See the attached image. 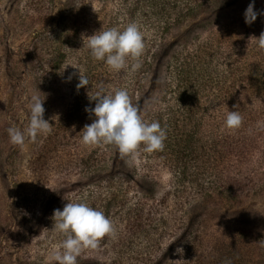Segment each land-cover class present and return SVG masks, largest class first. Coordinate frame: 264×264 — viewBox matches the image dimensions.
<instances>
[{
    "label": "trees",
    "instance_id": "1",
    "mask_svg": "<svg viewBox=\"0 0 264 264\" xmlns=\"http://www.w3.org/2000/svg\"><path fill=\"white\" fill-rule=\"evenodd\" d=\"M93 1L98 8L88 10L100 21L96 32L113 27L122 30L136 22L144 34L145 48L138 70L115 73L103 61L91 58L83 40L85 56L80 59L89 85L83 87L78 101L94 108L96 101L89 96L101 90L126 89L142 118L160 123L166 140L162 151H141L135 162L126 163L111 146L86 147L81 143V130L95 119L86 111L80 119L60 118L57 124L52 123L49 134L38 136L30 168L39 187L59 167L77 171L76 176L87 182L86 200H99L89 205L114 221L117 230L115 238L101 241V245H109L106 260L86 257L77 259V264L258 261L250 258L249 250L252 246L257 250L264 239L252 243L251 238L247 244L243 240L246 235L236 234L203 246L209 215L205 213L212 211L204 209L198 214V200L220 205L223 200L264 193V129L257 127L258 121H264V51L258 49L255 39L264 32V0H254L257 18L251 24L245 22L244 14L253 0ZM205 15L207 20L181 35L186 24ZM81 17L82 8L75 6L60 13L57 21L68 23L76 34ZM54 33L44 39L47 49L49 45L52 49V41L61 46ZM24 50L27 56L22 62L30 68L29 76L46 87L40 99L47 109L48 99L43 95L66 54L59 57L56 52L61 49L53 48L47 71L39 60L42 48L34 44ZM13 62L10 54L9 64H5L9 73ZM228 111L243 116L235 131L224 127ZM29 115L30 111L25 125ZM62 158L69 159V164L58 161ZM162 170L171 176V189L163 193L159 182ZM172 245L175 249L170 251Z\"/></svg>",
    "mask_w": 264,
    "mask_h": 264
},
{
    "label": "rangeland",
    "instance_id": "2",
    "mask_svg": "<svg viewBox=\"0 0 264 264\" xmlns=\"http://www.w3.org/2000/svg\"><path fill=\"white\" fill-rule=\"evenodd\" d=\"M75 6L82 8L76 34L68 23L58 24L57 21L60 13ZM89 7L98 8L93 0H0V264H48L50 251L63 239L51 230L54 210H63L67 202L89 204L99 201L86 200L87 193L84 191L88 189L87 182L81 176H76L78 172L73 169L64 171L60 170L61 167L57 168L40 188L30 168L37 139L26 142L23 147L16 146L10 143L7 131L12 126H25L31 96L36 94L41 97L46 89L29 76L30 68L22 62L27 56L25 46L37 44L38 49L42 48L39 60L46 70L52 60L50 53L53 48L61 49L56 52L59 57L62 52L66 54L58 75L51 77L49 90L43 95L48 99L44 119L50 124H57L60 118L72 119L85 112L86 103L78 101L83 87L77 89V68L84 75L86 68L84 60L80 59L85 56L81 43L89 34L96 32L100 24L96 15L88 10ZM208 18L205 15L189 22L181 29V35L192 31ZM52 32H55L53 36H59L62 43L58 46L52 41V49L51 45L47 49L44 39ZM10 54L14 62L9 73L5 64H9ZM72 122L68 121L69 124ZM58 161L69 164V159ZM56 164L54 162L53 165ZM170 179L166 170L160 172L161 193L171 189ZM169 201L171 206L173 200ZM204 209L212 213H205L209 215L207 228L202 233L203 246L236 234L239 237L246 235L243 240L247 244L251 238L252 243L255 239L259 242L264 239V193L260 196L248 195L243 200H223L220 205H213L210 200H198V214H202ZM101 246L97 250L84 252L78 259L100 257L106 260L105 251L109 245ZM173 247L170 251L175 249ZM249 251L250 258L254 256L259 259L249 264H264L263 243L257 250L252 246ZM172 255L167 257L169 261Z\"/></svg>",
    "mask_w": 264,
    "mask_h": 264
},
{
    "label": "clouds",
    "instance_id": "3",
    "mask_svg": "<svg viewBox=\"0 0 264 264\" xmlns=\"http://www.w3.org/2000/svg\"><path fill=\"white\" fill-rule=\"evenodd\" d=\"M244 15L247 24L256 20L254 0ZM255 39L258 49L264 51V32ZM85 40L91 58L103 61L115 73L124 69L135 72L141 67L139 58L145 48V37L136 22H130L122 30L118 27L100 30ZM129 61H132L130 65ZM77 69L79 89L89 85V80ZM89 98L96 101L95 107L85 108V111L90 113V118L94 115L95 119L80 132L84 146H111L126 163L135 162L141 151L150 154L163 150L166 131L158 121L146 122L142 118L140 109L132 103L126 89L107 93L101 90ZM43 101L36 94L31 96L27 124L23 128L12 126L7 130L11 144L23 147L28 141L35 142L38 135L51 132L52 124L44 119ZM242 123L243 116L239 112L228 111L224 121L227 130L235 131ZM257 127L264 129V121H258ZM53 221L51 230L63 239L50 251L48 264H77L78 257L84 252L99 249L105 237H116L117 230L112 220L86 202H67L63 210H54Z\"/></svg>",
    "mask_w": 264,
    "mask_h": 264
}]
</instances>
